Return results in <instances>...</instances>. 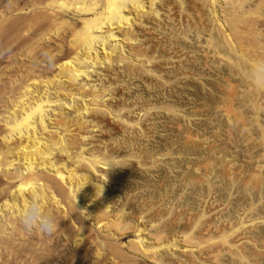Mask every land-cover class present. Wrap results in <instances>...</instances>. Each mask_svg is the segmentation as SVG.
Wrapping results in <instances>:
<instances>
[{
    "label": "bare ground",
    "instance_id": "bare-ground-1",
    "mask_svg": "<svg viewBox=\"0 0 264 264\" xmlns=\"http://www.w3.org/2000/svg\"><path fill=\"white\" fill-rule=\"evenodd\" d=\"M196 1L212 7L224 40L254 50L248 59L262 79L264 18L256 14L264 2L259 13L245 0ZM217 4L230 7V21L220 19ZM161 5L172 14L166 0H0V264H217L224 250H243L248 237L240 232L235 243L226 238L237 231L219 241V234L211 237L216 227L210 221L200 224L197 237L195 229L175 234L174 225L163 223L175 220L160 225L154 219L168 217L164 205L136 206L134 195L114 199L121 162L93 151L100 119L130 126L110 103L115 82H104L112 77L110 67L147 68L145 54L134 47L138 35L151 33L147 26L162 17ZM33 197L56 218L51 234L26 231L20 223ZM129 235L138 240L120 243Z\"/></svg>",
    "mask_w": 264,
    "mask_h": 264
},
{
    "label": "rangeland",
    "instance_id": "rangeland-1",
    "mask_svg": "<svg viewBox=\"0 0 264 264\" xmlns=\"http://www.w3.org/2000/svg\"><path fill=\"white\" fill-rule=\"evenodd\" d=\"M195 1L185 0L183 4L166 0L174 15L161 5L162 17L146 28L151 33L138 35L134 48L146 55V69L130 64L109 68L108 73L115 77L107 76L109 81L106 78L103 82L117 85L112 84L114 99L110 103L118 108L115 110L121 109L122 120L127 118L130 126L126 128L127 121L120 124L112 117L102 118L105 122L100 119L103 127L97 133L100 140L94 139L99 143L102 140L104 145H91L97 154L115 155V160L121 162L115 171V177H120H116L118 188L112 190L116 192L114 199L126 200L127 195H134L131 201L136 206L143 203L155 210L164 205L162 213L168 217L154 219L157 223L175 220L172 225L163 222L172 229L176 227L175 234L195 229L197 234L193 235L197 237L204 228L200 224L210 221L217 231L211 237L220 235L219 241L223 235L225 238L237 231L235 237L232 235L234 242L233 237L226 239L235 243L240 233L248 237L244 247L240 246L243 250H224L217 264H264V76L260 81L248 59L254 50L224 40L217 19L209 11L212 7L203 8ZM244 2L245 7L259 13L264 4V0ZM220 6L215 8L225 20L230 7ZM261 12L256 15L264 18V7ZM129 66L137 70L131 71ZM126 207L130 211L129 205ZM134 239L138 237L129 235L120 243L127 245Z\"/></svg>",
    "mask_w": 264,
    "mask_h": 264
},
{
    "label": "clouds",
    "instance_id": "clouds-1",
    "mask_svg": "<svg viewBox=\"0 0 264 264\" xmlns=\"http://www.w3.org/2000/svg\"><path fill=\"white\" fill-rule=\"evenodd\" d=\"M20 223L26 231L39 234H51L57 228V221L53 213L40 204L38 197H33L21 212Z\"/></svg>",
    "mask_w": 264,
    "mask_h": 264
}]
</instances>
